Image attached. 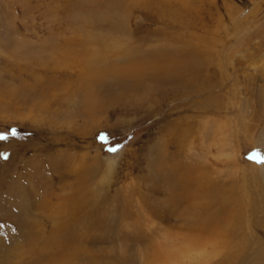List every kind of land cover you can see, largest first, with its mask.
Instances as JSON below:
<instances>
[{
	"label": "rangeland",
	"instance_id": "1",
	"mask_svg": "<svg viewBox=\"0 0 264 264\" xmlns=\"http://www.w3.org/2000/svg\"><path fill=\"white\" fill-rule=\"evenodd\" d=\"M192 49L208 55L204 93L115 85L132 56ZM12 128L0 264H264V163L248 158L264 154V0H0ZM178 162L207 176L196 194L234 187L229 229L200 228Z\"/></svg>",
	"mask_w": 264,
	"mask_h": 264
},
{
	"label": "bare ground",
	"instance_id": "2",
	"mask_svg": "<svg viewBox=\"0 0 264 264\" xmlns=\"http://www.w3.org/2000/svg\"><path fill=\"white\" fill-rule=\"evenodd\" d=\"M164 53L165 52L158 51L152 53L151 55L146 54L140 57L132 56L133 59L131 61L128 59L127 62L135 63H126L121 68H118L120 66H112V72L114 73L115 77V85L117 84V87H121H119L121 89V93L123 92L122 94H125L131 88L142 89L147 86L146 83H148L149 85L153 83L156 87L159 88L166 87L171 91L173 89H179L180 93L183 89V91H185L186 93V95L184 96L190 95L191 93L196 91H199V93H204L207 90H204V88H207L206 66L208 63V55L206 53L204 55H201L200 53H198V50L195 51L194 49H192V51L179 50L175 52L177 54L174 55L170 53L168 55H163ZM109 70L111 71V69ZM165 83H167V85H164ZM210 88L211 87H209L208 89ZM186 135L187 132H184V134L179 135V138H182V136L186 137ZM257 142L264 143L263 135H261L257 139ZM258 145L260 144L258 143ZM178 168L180 170H178ZM171 169H174L173 171L178 173V180L179 183L183 186V189L188 190L192 195L194 199V202L192 204L195 205V202L200 199L203 201V203L199 205L200 209L202 208V210L198 209V207L195 208L196 210L198 209V211L202 212L197 211V215L196 212L193 214L196 218H198L197 220L200 228L205 227L209 229L212 234L216 235L217 232L221 231L219 229H229L228 225L233 221L236 222L237 219L240 218V211L242 210L240 200L237 201L240 203H237V206L234 207V209L230 210V207H232V205H230L232 202L230 201L233 200L232 193L234 191V187L229 188V191H225L224 189L222 190L221 188H218V190L216 191L213 186H211L203 191L200 190L199 193L196 194L191 191L192 181H196L199 187L204 188L205 185H208L207 176H204L205 173L203 172L204 174H202L201 169L197 167H187L184 165L182 166V164H180L179 162L176 163V165H174ZM199 172L201 173L200 176H198ZM228 193H230L229 197L227 196ZM186 200L190 203V200L188 198H186ZM206 201H208L207 204H205Z\"/></svg>",
	"mask_w": 264,
	"mask_h": 264
},
{
	"label": "snow or ice",
	"instance_id": "3",
	"mask_svg": "<svg viewBox=\"0 0 264 264\" xmlns=\"http://www.w3.org/2000/svg\"><path fill=\"white\" fill-rule=\"evenodd\" d=\"M17 135V130L15 128H12L10 130V132H7V133H4V132H0V140H7L9 139V136L11 137H15ZM102 140H106L107 137L102 134L101 137H100ZM121 146L120 145H117L115 147H111L109 148L108 150L109 151H112V152H115L117 151ZM4 158H7V155L4 154ZM249 159L251 160H254L255 162L257 163H264V154L261 153V150L260 149H256L254 150L248 157Z\"/></svg>",
	"mask_w": 264,
	"mask_h": 264
}]
</instances>
